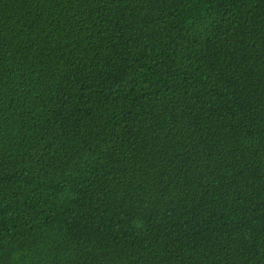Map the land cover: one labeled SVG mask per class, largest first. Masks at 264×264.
Instances as JSON below:
<instances>
[{"label":"trees","instance_id":"trees-1","mask_svg":"<svg viewBox=\"0 0 264 264\" xmlns=\"http://www.w3.org/2000/svg\"><path fill=\"white\" fill-rule=\"evenodd\" d=\"M0 264H264V0H0Z\"/></svg>","mask_w":264,"mask_h":264}]
</instances>
